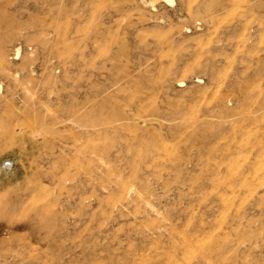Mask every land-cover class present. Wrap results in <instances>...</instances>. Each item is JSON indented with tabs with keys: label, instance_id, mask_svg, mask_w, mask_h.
<instances>
[{
	"label": "rangeland",
	"instance_id": "374dc122",
	"mask_svg": "<svg viewBox=\"0 0 264 264\" xmlns=\"http://www.w3.org/2000/svg\"><path fill=\"white\" fill-rule=\"evenodd\" d=\"M0 264H264V0H0Z\"/></svg>",
	"mask_w": 264,
	"mask_h": 264
}]
</instances>
